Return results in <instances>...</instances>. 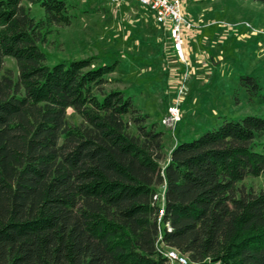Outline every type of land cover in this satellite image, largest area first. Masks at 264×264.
Wrapping results in <instances>:
<instances>
[{"label": "trees", "instance_id": "1", "mask_svg": "<svg viewBox=\"0 0 264 264\" xmlns=\"http://www.w3.org/2000/svg\"><path fill=\"white\" fill-rule=\"evenodd\" d=\"M72 19L67 0H0V264H167L160 237L191 264H264V190L240 187L264 176V119L226 121L166 159L164 134L106 90L115 66L47 65L41 46Z\"/></svg>", "mask_w": 264, "mask_h": 264}, {"label": "rangeland", "instance_id": "2", "mask_svg": "<svg viewBox=\"0 0 264 264\" xmlns=\"http://www.w3.org/2000/svg\"><path fill=\"white\" fill-rule=\"evenodd\" d=\"M182 1L193 26L184 36L185 62L154 15L131 0L118 7L110 0H67L71 26L52 29L41 46L49 67L87 59L95 60V68L115 66L106 90L131 98L149 125L164 134L166 159L176 145L198 140L226 121L264 119V3ZM25 5L31 17L44 19L40 5ZM6 68L18 74L13 59H6ZM177 99L180 122L169 130L161 121ZM67 118L69 125L82 122L73 110ZM240 187L260 192L264 176L248 178Z\"/></svg>", "mask_w": 264, "mask_h": 264}, {"label": "built area", "instance_id": "3", "mask_svg": "<svg viewBox=\"0 0 264 264\" xmlns=\"http://www.w3.org/2000/svg\"><path fill=\"white\" fill-rule=\"evenodd\" d=\"M125 0H110L115 6L124 5ZM134 3L139 4L141 7L147 9L154 15V19L166 33L169 34L170 40L172 41V48L174 52L179 56L182 62H185L184 36L188 31H191L193 26L187 21L183 14V1L182 0H131ZM182 93V90L180 91ZM178 100V99H177ZM174 105L170 106L162 119V125L169 129L174 130L180 122V109L179 100ZM164 193L165 189L159 195L155 197L157 202L161 204L160 218L164 214ZM168 232H171L169 225L166 226ZM162 238L158 240V248L161 255L166 258L167 264H191L187 256L182 255L175 249L165 248L161 244Z\"/></svg>", "mask_w": 264, "mask_h": 264}]
</instances>
